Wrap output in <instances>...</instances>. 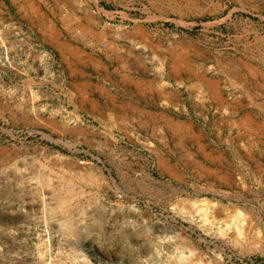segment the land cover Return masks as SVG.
Instances as JSON below:
<instances>
[{
  "label": "rangeland",
  "instance_id": "obj_1",
  "mask_svg": "<svg viewBox=\"0 0 264 264\" xmlns=\"http://www.w3.org/2000/svg\"><path fill=\"white\" fill-rule=\"evenodd\" d=\"M128 31L154 70L264 74V0H0V264H264V181L196 191L112 109Z\"/></svg>",
  "mask_w": 264,
  "mask_h": 264
},
{
  "label": "crops",
  "instance_id": "obj_2",
  "mask_svg": "<svg viewBox=\"0 0 264 264\" xmlns=\"http://www.w3.org/2000/svg\"><path fill=\"white\" fill-rule=\"evenodd\" d=\"M25 19L36 22L32 15ZM130 40L128 31L125 48L109 53L119 69L111 86L123 92L112 109L129 115V128L163 132L169 144L161 154L163 173L179 182L189 177L196 191L258 190L264 181V74L196 66L154 70L134 59Z\"/></svg>",
  "mask_w": 264,
  "mask_h": 264
},
{
  "label": "bare ground",
  "instance_id": "obj_3",
  "mask_svg": "<svg viewBox=\"0 0 264 264\" xmlns=\"http://www.w3.org/2000/svg\"><path fill=\"white\" fill-rule=\"evenodd\" d=\"M58 47L59 48H63V46H61L60 44L58 45ZM206 217H207V215H206ZM207 221H210V220H208V219H206ZM230 221H233V218L230 220ZM212 222V221H211ZM203 227H204V225H203ZM205 229V231H206V233L208 234V235H213V234H220V233H223L224 232V230L225 229H222V227H218V231H213L211 228H208V227H206V228H204Z\"/></svg>",
  "mask_w": 264,
  "mask_h": 264
},
{
  "label": "water",
  "instance_id": "obj_4",
  "mask_svg": "<svg viewBox=\"0 0 264 264\" xmlns=\"http://www.w3.org/2000/svg\"><path fill=\"white\" fill-rule=\"evenodd\" d=\"M151 251H152L151 248H149V249H148V252H151ZM148 252H147V253H148Z\"/></svg>",
  "mask_w": 264,
  "mask_h": 264
}]
</instances>
